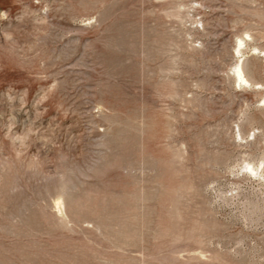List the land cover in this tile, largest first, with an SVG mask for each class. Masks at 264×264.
<instances>
[{
    "label": "rangeland",
    "instance_id": "obj_1",
    "mask_svg": "<svg viewBox=\"0 0 264 264\" xmlns=\"http://www.w3.org/2000/svg\"><path fill=\"white\" fill-rule=\"evenodd\" d=\"M262 52L264 0H0V264H264Z\"/></svg>",
    "mask_w": 264,
    "mask_h": 264
},
{
    "label": "bare ground",
    "instance_id": "obj_2",
    "mask_svg": "<svg viewBox=\"0 0 264 264\" xmlns=\"http://www.w3.org/2000/svg\"><path fill=\"white\" fill-rule=\"evenodd\" d=\"M242 44H243V42L239 41L238 48L241 47ZM238 52H240V51H238ZM262 53L264 54V52H262ZM234 73L236 75L237 81H239L240 83H244V84H249L250 83L248 78L246 77L241 65H238L234 69ZM247 168L250 170L251 173L257 172V168L252 166V165H248Z\"/></svg>",
    "mask_w": 264,
    "mask_h": 264
}]
</instances>
